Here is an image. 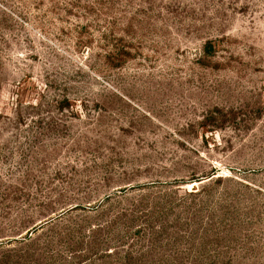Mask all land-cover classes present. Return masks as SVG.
Here are the masks:
<instances>
[{
	"label": "rangeland",
	"instance_id": "1",
	"mask_svg": "<svg viewBox=\"0 0 264 264\" xmlns=\"http://www.w3.org/2000/svg\"><path fill=\"white\" fill-rule=\"evenodd\" d=\"M0 264H264V0H0Z\"/></svg>",
	"mask_w": 264,
	"mask_h": 264
}]
</instances>
